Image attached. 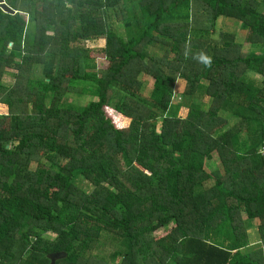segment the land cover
<instances>
[{
  "label": "trees",
  "instance_id": "trees-1",
  "mask_svg": "<svg viewBox=\"0 0 264 264\" xmlns=\"http://www.w3.org/2000/svg\"><path fill=\"white\" fill-rule=\"evenodd\" d=\"M6 1L0 264H264V0Z\"/></svg>",
  "mask_w": 264,
  "mask_h": 264
},
{
  "label": "rangeland",
  "instance_id": "rangeland-1",
  "mask_svg": "<svg viewBox=\"0 0 264 264\" xmlns=\"http://www.w3.org/2000/svg\"><path fill=\"white\" fill-rule=\"evenodd\" d=\"M216 32H217V35L215 36V39H219L220 38V34H223V33L224 34H232V35L236 36L237 42L243 44L244 52H255V53H258V54H264V44L256 46L255 48H250L249 45L246 44L247 34L242 31L241 26L238 24V21H236V20H233V19H230V18H226V17L220 18L217 21V24H216ZM86 47H87V49L94 50V51L101 50V49L105 48V42L104 41L88 42V43H86ZM94 58L97 60V62L99 64L104 63V55L103 54H99L98 53V54L95 55ZM14 73H15L14 71L8 70V72L4 75L3 81H4V83L6 85H8V86L13 85V83H14ZM255 77L258 80H261L260 77H257V76H255ZM144 79H145L144 80V82H145L144 93H145V95L148 96L150 94L151 90H152V87H153V84H154V80L151 79V78L149 79L148 77H144ZM71 100L74 101V103L76 102V103H79L80 105L81 104L85 105L90 99H88V98H82L81 99V98L76 97V98H74V100L73 99H71ZM203 100H204V102L206 104L211 103L210 98H203ZM181 113H183V115H185L187 113L186 109L182 108L181 109ZM228 117L231 118V115L229 114ZM236 123H237V121L234 120L233 121V125H235ZM117 125L119 127H124V126H126V123H124V121H120ZM209 167H210L211 170H215V167H214L213 163H210ZM166 233H167V231L165 229H161V230H159V231H157L155 233V237L163 236ZM254 235H256L254 232L250 233V236L252 238H253ZM254 238H256V236H254ZM257 238H260L261 243L257 244L253 248H259L261 246V244H262L261 236L259 237L257 235ZM253 242H255V244L258 243L257 241H253ZM103 244H104L103 248L98 249V250H94L93 253L95 255L101 254V256L108 258L109 255L112 254L117 249V245L114 244L112 242V240H108V241H105V242L103 241Z\"/></svg>",
  "mask_w": 264,
  "mask_h": 264
},
{
  "label": "water",
  "instance_id": "water-1",
  "mask_svg": "<svg viewBox=\"0 0 264 264\" xmlns=\"http://www.w3.org/2000/svg\"><path fill=\"white\" fill-rule=\"evenodd\" d=\"M0 4L5 12L12 14L17 13L15 9H13L10 5H8L6 0H0ZM48 257L50 259V264H56L59 259L65 257V253H53L50 254Z\"/></svg>",
  "mask_w": 264,
  "mask_h": 264
},
{
  "label": "crops",
  "instance_id": "crops-1",
  "mask_svg": "<svg viewBox=\"0 0 264 264\" xmlns=\"http://www.w3.org/2000/svg\"><path fill=\"white\" fill-rule=\"evenodd\" d=\"M99 41H103V40H99ZM105 42V41H104ZM105 46H106V43H105ZM254 232L256 235H254V236H256V238H254V236H253V238L250 236V233L251 232ZM260 230H259V224H258V221H256V220H254L251 224H250V226H249V228H248V234H249V243H250V246L249 247H251V248H253V247H255L257 244H260L261 243V241H260V238H257V235L260 237L261 235H259L260 234V232H259ZM258 232V233H257ZM253 241H257L258 243H256L255 244V242H253ZM262 245V244H261Z\"/></svg>",
  "mask_w": 264,
  "mask_h": 264
},
{
  "label": "built area",
  "instance_id": "built-area-1",
  "mask_svg": "<svg viewBox=\"0 0 264 264\" xmlns=\"http://www.w3.org/2000/svg\"><path fill=\"white\" fill-rule=\"evenodd\" d=\"M7 2V1H6ZM1 5V4H0ZM259 155L264 157V145L259 149Z\"/></svg>",
  "mask_w": 264,
  "mask_h": 264
}]
</instances>
